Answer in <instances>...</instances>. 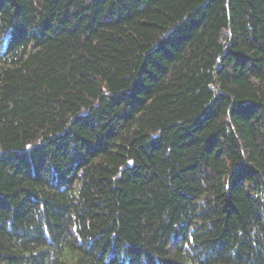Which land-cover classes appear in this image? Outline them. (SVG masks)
Listing matches in <instances>:
<instances>
[{
    "label": "trees",
    "instance_id": "trees-1",
    "mask_svg": "<svg viewBox=\"0 0 264 264\" xmlns=\"http://www.w3.org/2000/svg\"><path fill=\"white\" fill-rule=\"evenodd\" d=\"M0 264H264V0H0Z\"/></svg>",
    "mask_w": 264,
    "mask_h": 264
},
{
    "label": "bare ground",
    "instance_id": "bare-ground-1",
    "mask_svg": "<svg viewBox=\"0 0 264 264\" xmlns=\"http://www.w3.org/2000/svg\"><path fill=\"white\" fill-rule=\"evenodd\" d=\"M243 155V154H242ZM79 236H81V235H79ZM180 250V249H179Z\"/></svg>",
    "mask_w": 264,
    "mask_h": 264
}]
</instances>
